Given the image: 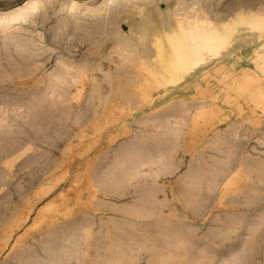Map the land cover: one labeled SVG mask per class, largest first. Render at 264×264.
<instances>
[{"label": "rangeland", "instance_id": "obj_1", "mask_svg": "<svg viewBox=\"0 0 264 264\" xmlns=\"http://www.w3.org/2000/svg\"><path fill=\"white\" fill-rule=\"evenodd\" d=\"M0 264H264V0H0Z\"/></svg>", "mask_w": 264, "mask_h": 264}, {"label": "bare ground", "instance_id": "obj_2", "mask_svg": "<svg viewBox=\"0 0 264 264\" xmlns=\"http://www.w3.org/2000/svg\"><path fill=\"white\" fill-rule=\"evenodd\" d=\"M198 42H200V43H199V47L202 48L204 43H203L202 41H198ZM205 46H206V45H205ZM196 47H197V46H196ZM198 49H199V48H198Z\"/></svg>", "mask_w": 264, "mask_h": 264}]
</instances>
